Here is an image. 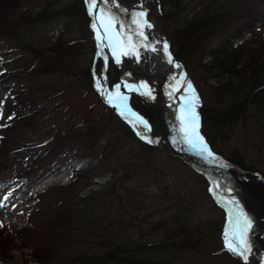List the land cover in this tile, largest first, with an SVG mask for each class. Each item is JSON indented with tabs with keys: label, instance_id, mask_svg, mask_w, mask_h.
<instances>
[{
	"label": "rangeland",
	"instance_id": "obj_1",
	"mask_svg": "<svg viewBox=\"0 0 264 264\" xmlns=\"http://www.w3.org/2000/svg\"><path fill=\"white\" fill-rule=\"evenodd\" d=\"M13 1L17 5L8 3V0H0L1 4L6 3V6L15 5L12 11L16 17L29 15L31 18L28 17L23 24L7 27L11 35L0 37V72L1 70L9 72L18 68H25L28 72L22 76H7L0 84V136L4 139L3 144H0V168L14 169L18 174L20 173L16 178L6 182L8 184L4 188L0 187V246L7 245L10 248L9 253L6 254L9 258L4 259H12L15 264H29L32 252L35 250L40 252L45 246L47 249L49 247V257L53 260L67 262L77 255L85 254L84 248L94 244L93 241L99 242L101 246V242L109 241L111 236L124 246H128L136 238L141 240L138 242L141 245L160 244L164 237L163 233H168L165 231L174 225L171 220V224L167 222L166 229L165 227L158 229V223L177 214L180 217L179 225L182 224L187 229V238L193 236L198 238L199 242L192 251L182 252L178 248L169 247L165 254L166 261L173 264H243L242 258L230 251L226 245V240H230L236 246V239L225 234L227 221L224 210L220 202L213 199L210 188L203 181L204 178L183 164L185 162L178 157V159L168 157V154L159 149L157 150L161 152L145 151L142 145L128 136L124 127L105 108L103 100L107 98L101 89L94 82L90 85L88 78L73 75L92 68L95 48H97L94 35L91 31L90 35L87 33L86 29L90 28L83 18L84 13L89 15L86 0ZM160 1L104 0L103 3L106 14L114 17L119 30L123 25L122 33L125 41L131 36L133 44L139 47L141 65L150 75L152 73L150 49L144 47V42L140 39L143 41L145 39L136 35L137 31L142 30L147 41L158 44L156 34L162 35L171 49L169 39L175 41L173 34L181 29L182 22L191 18L196 11H201L202 6L210 10L216 7L217 12L223 9L236 10L232 3L225 5V8L222 7L225 0H163L162 8L158 7ZM141 11L145 12L144 18L149 24H154L156 29L146 26L138 29L133 20ZM261 12L263 16L256 17L255 26L258 27L263 23L261 25L264 32V6ZM55 13L58 15L55 16ZM237 13L234 12L227 18L229 23L231 21L235 23ZM47 17L50 18L43 20ZM249 40L250 31L244 30L232 41V46ZM98 44L104 46L99 40ZM26 46L37 50L54 46L56 50L51 53L32 54L26 50ZM176 46L178 47L179 43ZM216 46L212 44L204 54L190 55L186 47L177 51L186 65V73L196 92L197 90L199 92H197L200 101L198 132L202 134L203 130L207 135L206 139L203 138L227 165L230 173L234 171L231 174L233 177L238 168L237 175H245L242 178L246 176L253 178L250 173H241L245 170L254 171L264 179V119L262 118L264 101L255 105L250 103L248 105L250 108L245 110L246 115L235 123L228 125L227 118L217 123L219 121L217 116L226 113V110L240 111L235 106L232 108L233 91L227 86V82L231 80L234 85L237 79L235 77L230 79V75L227 74L222 75L218 69L211 72L203 67L210 61V53L216 49ZM177 47L174 46L173 50ZM107 52L104 48L100 49L93 73L94 75L98 73L96 78L105 82L109 90L114 89V93H111L115 96V86L120 85L122 88L120 73L111 63ZM246 53V50L242 52L243 59L246 58ZM29 70L37 72L30 73ZM154 71L160 90L151 79H148L149 82L145 81L146 76L140 75L137 69L133 73L138 83L152 86L151 98L154 100H156L155 94L164 100H168L164 94H179L185 97L183 105L188 108L191 99L189 90L177 72L165 77L160 67L155 68ZM115 80L117 82H114ZM127 83H132L131 79L128 78ZM232 88L236 89V87ZM15 91H22L25 96L20 101H12L11 94ZM138 97L136 91H131L129 107L132 105L137 107L138 104L144 107ZM115 101L117 104L121 103V99L116 96ZM235 104L239 105L240 102L237 101ZM158 105L155 103L153 107L156 108ZM16 106L20 109L16 110ZM205 107L212 110L213 113L209 112L211 118L201 111ZM23 112L33 113L29 126L8 125L7 121L11 117L14 118L13 114L18 116ZM145 112L149 115V120L141 114L137 115L147 122L149 136L159 142L162 132L165 131L164 138L171 142L174 128L172 130V126L169 125L161 131L153 113L148 109ZM169 121L174 123L172 119ZM58 125H64L65 132L70 131L73 125H79L82 129L91 127L90 135L94 140L92 144L95 140L97 142L94 148L98 150L113 148L115 159L116 154L124 156L125 159L120 160L123 166H129L131 162L136 163L137 170L134 175L136 177L124 180L120 171L111 174L107 168H113V161L108 160V166L101 167L98 157L86 156L88 149L85 147L80 150L76 146L68 152L64 151L67 149L64 146L58 148L53 135V130ZM178 138L175 140L177 146L188 147L189 141L185 142L181 138L182 141L180 136ZM60 154L63 155L62 158ZM101 158L103 161L104 158ZM40 172L42 173L39 176H35ZM131 173L134 174V171ZM30 177H34L33 183L25 180ZM76 178L79 180L81 178L82 181L73 184ZM113 181L120 187L112 189ZM122 186L139 189L148 198L141 199L140 204L129 203L125 198L132 199L133 195L119 192ZM61 187L68 188L70 192L58 193L57 190ZM16 188L18 191L11 194ZM250 189L249 187L247 191L249 192ZM256 189L258 188H254ZM111 190L112 194H110ZM164 194H169L170 198L180 201L165 214L162 212L167 206L164 200H160L157 205L154 203L156 196L161 198ZM260 196L261 194L256 195L257 200L256 197L253 200L244 196L245 209L252 216L264 219L262 217L264 192L262 199ZM70 204L74 206L70 208ZM94 207L96 211L94 210L88 218L90 209ZM36 212L37 214L34 215ZM55 213L64 216L66 220L72 218L70 229L65 223H61V219L60 221L58 218L54 219ZM258 229L264 231L262 226H258ZM58 231L60 233L55 234ZM53 235H60L61 242L50 245V242L56 238ZM254 241L256 248L251 253L254 258L251 264H264V236L258 233ZM180 242L176 240L175 243ZM48 244L50 246L46 247ZM193 253L195 257H191ZM227 255L230 259L226 257Z\"/></svg>",
	"mask_w": 264,
	"mask_h": 264
},
{
	"label": "trees",
	"instance_id": "obj_2",
	"mask_svg": "<svg viewBox=\"0 0 264 264\" xmlns=\"http://www.w3.org/2000/svg\"><path fill=\"white\" fill-rule=\"evenodd\" d=\"M162 2L163 0H161L159 3V6L161 8H162V4H161ZM8 3H13L17 5L16 2H14L13 0H8ZM229 3H232L236 7V10H230V9L224 10L223 9V11L217 12L216 7H213L212 8L213 10H210L208 7H203L201 4L202 6L201 11H196L194 15L191 16V18L185 19L182 22L181 29H178L173 34L175 41L172 42V40L169 39V41L171 42V50L173 51L171 52L173 54V57L177 61L182 63L184 68L186 67V65L184 61L181 59V57L177 54V51H179L180 48L186 47L189 50V54L193 55L194 53L204 54L206 50L212 46V44L217 45L216 49H214L210 53L211 55L210 61L207 64H205L203 67L207 68V70L211 72L214 69H218L220 70V73L222 75L227 74V75H230V79L232 77H235L237 79V83L233 85V83L230 80L229 82H227V86L233 91V96L231 98V102L233 104L232 108H234L235 106L237 107V110L240 112H236V111L232 112V110H229L230 111L229 112L226 110V113H223L222 115L219 114L217 116V120H219L217 121V123H219L220 121H224L223 119L227 118L228 120L227 124L235 123L236 121H239L240 119H242L246 115L245 110H248L250 108L248 107L250 103L251 104L253 103L255 105V104H258L264 101V86H263L264 85V82H263L264 81V74H263L264 68L262 70V67H264V64L262 65V63H264V32L262 30L263 25H261L263 23L259 24L258 27L255 26V23H257L256 17L263 16V12H261V9L264 6V0H257V1L256 0H225V4L222 7L225 8V5L227 6ZM15 5L6 6V3L1 4L0 2V37L2 35H11V32L8 28L13 27L14 24H23V21H26L28 17L31 18V16L29 15H22L23 18L21 16L16 17L12 11ZM234 12H238L235 18V23H233L232 21L229 23L227 18L230 17ZM54 15L56 16L58 14L55 13ZM49 18L50 17H47V18H44L43 20L49 19ZM83 18L86 21V25H89L90 19L87 13L83 14ZM260 25L261 27H259ZM86 30H87V33L90 35L91 34L90 30L88 28ZM244 30L250 31V40L242 41L239 45H236L233 47L232 41L238 38L241 32ZM178 43L180 46V47L178 46L179 48L176 46V44ZM174 46L177 47L175 48L176 51L173 50ZM25 48L32 54H42L43 52L51 53L56 50L54 46L49 47L45 50H37L29 46H26ZM244 50L247 51L245 59H243V55H241ZM174 52H176V54ZM254 56H256L255 59H254ZM254 60L256 62H253ZM29 72L34 73L37 71L29 70ZM27 73L28 72L25 70V68L12 69L9 72H5L1 70L0 84L3 82L4 78L7 76H22ZM73 75L78 76V77L88 78L90 85L93 83L91 68H88V70L80 72V73H75ZM96 75H98L97 72H96ZM240 81H241V84H240ZM114 82H117V81L115 80ZM230 83L232 84L230 85ZM243 83L245 84L243 86V89H241ZM109 87H111V85H109ZM232 87H236V89H233ZM234 90L236 91L234 92ZM241 92H244V94H242ZM24 96L25 95L22 91H15L14 93L11 94V99L12 101H20ZM237 101L240 102L239 105L235 104V102ZM138 105H137L138 108L136 106L133 107V105L131 107L134 110H136L139 114L143 115V117H145L147 120H149L150 117L145 112L146 108L141 105L140 106ZM105 108L108 110L111 116L114 117L124 127L128 136L131 139L137 141L140 145H142L145 151L149 152V151L157 150L155 147L142 143L140 140H138L134 136L132 131L129 129V127L120 120V118L117 115V111L115 109L109 108L107 106H105ZM18 109H20V107L16 106V110ZM12 110H13V107H12ZM201 111L202 112L204 111L208 115H209V112L213 113L212 110L206 107ZM13 112L15 113L14 110ZM15 115L13 114L14 118L11 117L8 119L7 121L9 123L8 125H16L18 127H20L21 125H25L27 127L31 124L30 119L32 118L33 113L23 112L22 114L20 113V115L18 116H15ZM208 115H207V118H208ZM262 118L264 119L263 115H262ZM202 120L203 119L201 118V121ZM18 122H21V124H19ZM64 127H65L64 125H61V126L58 125L53 130V135L55 138V142H57L58 148H61L62 146H64L65 148H67L64 151L68 152L70 149L76 148V146H78L80 150H83V147H85V149L86 148L88 149L86 152V156L90 158L98 157L101 162V167L108 166L109 161H113L112 162L113 168L106 167L107 169L110 170L111 174H117L120 171V173L123 175L122 178H124V180H130L131 178L136 177L134 176L136 175L135 171L137 170L136 163L133 164V162H131L129 166L127 165L123 166V163H121L120 160L125 159L124 156H119L118 154H116L117 156L115 159L114 158L115 153L113 151V148L111 150L106 149V148H103V150L101 149L98 150L94 148L97 142L95 140V143L92 144L94 140L93 138H91V135H90V132L92 131L91 127L82 129V127L79 125L78 126L73 125L72 129L66 132L63 131ZM202 128H203V125H202ZM202 134L204 136H207L205 133H203V130H202ZM3 141L4 139L0 136V144H3ZM112 147H115V146H112ZM77 151L80 152L78 149ZM117 153L119 152L117 151ZM119 154L122 155L121 152ZM99 155L104 158L103 161H101L102 158ZM167 156L171 158H175L170 155H167ZM62 157L63 155H61L60 158ZM126 160L128 161L129 159H126ZM104 164H107V165H104ZM133 171H134V174L131 173ZM242 171L243 172L241 173H250L253 176V178L252 177L249 178L247 176L246 178H242V176H245V175H237V173H239L238 168L236 170V175L233 174L234 178L236 179L238 184L243 189L246 198L251 197L254 200V197H256V195L258 196L261 194L260 198L262 199V195L264 192V179L260 178V176L257 175L256 172L254 171H251V172H248L245 170H242ZM42 172L36 173L35 176H39ZM233 172L231 171V173ZM19 174L17 170H14V169L0 168V187H3L6 182L11 180L12 178H16ZM25 180L28 183H33L35 179L34 177H30L29 179H25ZM80 181H82L81 178L80 180L76 178L72 183L75 184ZM203 181L206 183L204 179ZM116 184L117 183L113 181L112 189L114 187H117V188L120 187L118 184L117 185ZM249 187L252 190L250 189L248 192L247 189H249ZM254 188H258V189L254 190ZM63 191L70 192L68 188H64V187H61L57 190L58 193H62ZM118 191L119 192L123 191L124 194L126 193L129 195L130 194L133 195L132 199L125 198L129 203L134 202L135 204L136 202H138V204H140V202H142L141 199H144V197H146V195H144L142 191L139 189L138 190L128 189L127 187L122 186ZM112 193L113 191L111 190L110 194ZM154 195L153 197H155ZM164 195L161 198L156 196L155 197L156 200H154V203L156 205L159 204L160 200H164V203H166L167 206L162 210L163 214H165L169 210V208H173V206H177L178 203H180L179 199L178 200L172 199L170 198L169 194L166 196ZM256 200H257V197H256ZM72 206L74 205L70 204V208H72ZM85 207H87V205ZM96 208L94 207V208H91L90 211L88 210L89 211V214L87 215L88 218L89 216L92 215L91 213H93L94 210L96 211ZM37 212L34 213V215L37 214ZM172 216L170 218H166L165 220L164 219L161 220L157 225L158 229L161 227L163 228L165 227L164 229H166L167 222L170 223L171 220L174 225L172 227L170 226V229L165 231L168 233H163L164 237L160 244L145 246V245L139 244L138 242L141 240L136 238V240L132 241L128 246L127 245L124 246L121 243H117L114 240V238L111 236L109 238L110 242L104 240V242H101V246H100L99 242H94L92 239L93 243L98 244V245L89 244L88 247L84 248L85 251H83V253L85 254L81 256L77 255L73 259L67 260V262L65 261L56 262L51 257H49L50 255H49L48 246L61 242L60 235L54 236L55 234L60 233L58 231L53 235L56 238L50 242V245L48 244L46 246L48 247V249L45 248V246H43L42 251L41 250L40 252L37 250L33 251L31 254L32 259L31 258L30 259H31V262L32 263L34 262L35 264H173V263L166 261L165 259L166 257L165 254L168 251L169 247H171L172 249L178 248V250L182 252L192 251L193 249L196 248L195 245L199 242V239L193 238V236H189L187 238L188 236L187 229L182 224L179 225L178 220L180 219V217H178L177 214H173ZM262 217L264 218V214H262ZM55 218H58V221H60L61 219V223H65V225L69 226L67 227L68 229H70L71 227L70 223H73L72 218L70 220H66L64 219V216L60 215L59 213L54 214V219ZM69 218L70 217H68V219ZM22 230L24 229H21V231ZM172 239L180 240L181 242L176 244L175 243L176 240H172ZM9 251H10V248L7 245L0 246V263H3V264H13L14 263L12 259L11 260L4 259V258H7V259L9 258V256L7 257L6 255L7 253H9ZM221 254H222V249H221ZM191 257H195V254L193 253ZM226 257L229 258L228 255Z\"/></svg>",
	"mask_w": 264,
	"mask_h": 264
},
{
	"label": "water",
	"instance_id": "obj_3",
	"mask_svg": "<svg viewBox=\"0 0 264 264\" xmlns=\"http://www.w3.org/2000/svg\"><path fill=\"white\" fill-rule=\"evenodd\" d=\"M102 0H96L97 3V9L93 12L90 13V20H91V24H90V29L93 32L94 35V39H95V43L97 44V53H96V57L99 56V49H98V39H97V30L99 31L102 39H101V43H104V38L106 36H104V32L105 29L103 27H101V19H99L98 17L101 15V13L99 12L100 9H104V6L102 5ZM88 4V3H87ZM89 6V5H88ZM105 10V9H104ZM96 25V28H93V25ZM116 25V23H115ZM115 30L118 31L117 27L115 26ZM159 41L162 43V45H164L165 39L159 37L158 38ZM108 52V55L111 58V61L113 63V65L116 67V69L118 70L119 67H122V69H125V77H124V81L127 82V78L126 75H129L131 77V86L133 87H138V83L133 75V73L130 70L129 64H128V56H120V60L121 63L120 64H116L115 63V58L113 57V54L111 52V49H109L107 47V45L104 43L103 46ZM166 57L168 58V56L171 54L169 53V50L167 48V52H165ZM135 59L136 62L138 63V59H137V55L135 54ZM172 58V63L177 66L178 71L183 75V77L185 78L187 83H191L188 75L186 74L185 70L183 69L182 65L177 62L176 60H174V58L171 56ZM118 72L120 73V71L118 70ZM120 81L122 84V80H121V73H120ZM95 84L97 85V87L103 91H105L106 94H108V91L104 86H101V83L99 82V80H95ZM126 85H129L128 83H126ZM192 85V84H191ZM128 89V94L124 97H126L125 100V109L127 110V112L131 115V118L133 116L132 111L129 109L128 106V98L131 94V91ZM192 89L193 86H192ZM123 87L121 88V94L123 95ZM141 92H143V90L141 89L140 91H137L143 105L153 113V116L155 118V120L157 122H159L161 131H163L164 129V125L167 122L165 121L163 115H162V111L164 106L160 103H158L159 107L157 106L155 107H151L148 103L147 98L145 97V95H142ZM190 94L192 95V90L190 89ZM196 96V94H195ZM112 99V98H111ZM197 104V100L195 101V106ZM112 106L115 107L120 114L121 119L123 120V122H125L133 131V133L141 140L147 142L148 144L162 150L163 152L178 157L181 160H183L189 167H191L197 174L203 176L205 178V180L210 184V186L213 189L214 192V196L216 201L218 202L220 199L222 202L220 203V206L223 208V210L225 211V213L231 217V219L234 221L233 223L235 225L236 224V218L239 215L240 212H242L245 216H247V218L251 221V228L249 229L247 235L253 236L252 233H250V231H254L256 234H260L264 236V231H262L261 229H258V226H262L264 228V220L263 219H258L254 216H252L251 214H249V212L245 209V197H244V193L242 191V189L240 188V186L237 184V182L234 180V178L231 176L229 169L227 168L226 164L218 157H216L214 154H212V156H209L208 153H204L201 151V148L199 147L198 143L195 146H192V150H187L184 147H179L176 145V143L174 142V137L172 135V140L171 142H169L167 139L164 140V131L161 134V139L159 142L154 141L153 138H151L149 136V133L147 130L143 129V127H140L141 132H139L140 134H138V131L133 127V125L135 124L134 119L132 118L130 121L127 120L125 113L124 115H121V112L123 111V109L115 104L112 103ZM161 108V109H160ZM196 110H197V106H196ZM124 112V111H123ZM195 114L197 115V112L195 111ZM198 116V115H197ZM187 117L188 115H186V128L185 130H183V133H186L187 130L189 129V125H188V121H187ZM160 122L162 123V125L160 124ZM187 136V135H186ZM193 145V144H192ZM193 156L197 157L196 159L193 158ZM199 161L202 162H207L208 165L212 166L213 171L209 170L203 166H201L199 164ZM235 202V207L233 206V203L231 202ZM243 226V220L241 219V227ZM243 263L245 264H250L248 263L246 260H242Z\"/></svg>",
	"mask_w": 264,
	"mask_h": 264
},
{
	"label": "snow or ice",
	"instance_id": "obj_4",
	"mask_svg": "<svg viewBox=\"0 0 264 264\" xmlns=\"http://www.w3.org/2000/svg\"><path fill=\"white\" fill-rule=\"evenodd\" d=\"M86 3H88L89 5L88 11L90 13H93L97 9L96 0H86ZM99 12L101 13V15L98 18L101 19L102 21L101 27L105 29L104 36L108 38V41H109L108 47L111 49L113 57L115 58V63L120 64L121 63L120 56L121 55L127 56V55L132 54L133 50L137 46L133 44L131 36H128L127 41H125L122 35L123 25L120 26L121 27L120 31L115 30V19L113 16L106 14L104 9H100ZM144 17H145V12L141 11L137 14V17L133 20V23L137 25L138 29H143L145 26L149 28L151 27V24H149ZM96 27L97 26L94 24L93 28H96ZM136 35H138L139 37H143L145 40L147 39V37L145 36L142 30L137 31ZM97 39L98 40L102 39L98 30H97ZM144 47H148V45H144ZM167 48H168V45L165 43L163 45V50L167 52ZM151 50L156 51L157 49L152 48ZM138 58L139 56L137 54V59ZM168 62L172 63V58L170 55L168 56ZM180 79L184 80L185 78L181 77ZM126 86L129 88L130 91H140L141 89H143L144 91L141 92L142 95H146L149 97L152 96V92L148 84H140L138 87H135V88L132 87L131 85H126ZM115 87H116V97H118L121 100H126V97H124L120 93V85H116ZM186 87L192 90L191 99H190V102L188 104V109H187L189 113L187 117V121L189 125V130H187L189 143L193 144V146L199 143L201 146V151L207 152L209 156H212V153L208 151L207 149V145L204 144L203 142V137L199 136V133H198L199 118L195 114V111H194L195 101L197 100V97L195 96V90L192 89L191 83H187ZM118 106L119 105H117V107ZM121 115H124L123 111L121 112ZM136 119L140 124L144 125L145 128L148 127L147 122L143 120L141 117L137 116ZM182 123H184L183 119H182ZM138 134L140 133L138 132ZM231 203H233V206L235 207V202H231ZM241 219L243 220L242 227H241ZM236 224H237V230H238L237 235L239 236V245L235 246L230 240H226V245L228 249L232 251L233 253H235L236 255H243L244 252L241 251V249H243L244 251L248 250L246 234L251 228V221L247 218V216H245L242 212H240L236 218ZM244 259L247 260V256H244Z\"/></svg>",
	"mask_w": 264,
	"mask_h": 264
},
{
	"label": "bare ground",
	"instance_id": "obj_5",
	"mask_svg": "<svg viewBox=\"0 0 264 264\" xmlns=\"http://www.w3.org/2000/svg\"><path fill=\"white\" fill-rule=\"evenodd\" d=\"M102 5L103 6H105L103 3H104V0H102ZM106 12V11H105ZM118 31H120L119 29H118ZM122 35H123V38H124V34L122 33ZM101 41V40H100ZM140 41H142V42H144L143 44L144 45H148V49H150V53H149V55H151L152 56V66H151V68H152V73H151V75L149 74V73H147L144 69H143V67H142V65H141V59H140V54L138 53V49H139V47H136L134 50H133V52L134 53H136V55L138 54V56H139V58H138V60L140 61L139 62V67H140V69H141V74L142 75H145V76H150V77H152L153 78V81H156V78H157V76H156V73H155V68H158V67H160L161 68V70H162V72H163V76H165V77H169V76H171L172 75V73H175L174 72V66H173V64L172 63H169L168 62V59L163 55V52H162V50H163V48L160 46V44H158V43H154V42H151V41H147V40H144L143 41V39H140ZM106 45H107V47H108V44H109V41H108V38L107 37H105L104 38V41H103ZM101 43V42H100ZM104 43H101V44H104ZM142 47V46H141ZM109 48V47H108ZM152 48H155V49H157L156 51H152L151 49ZM129 63H130V65L132 64V68H133V70H134V72L136 71V65H135V63H133L131 60H129ZM119 71H120V73H121V80H122V85H123V87H124V91H123V96H126L127 94H128V90L126 89V81H124V77H125V69H122V67H119ZM145 81H148L149 82V80H148V78L146 77V80ZM158 82V81H157ZM159 83V82H158ZM150 87H152L151 85H149ZM143 90V89H142ZM144 91V90H143ZM145 97L148 99V97L145 95ZM179 97H181V95L179 96V94L177 95V94H175V95H171V98H170V100L168 101V100H165L164 101V99L163 98H157L156 97V100H154V102L152 103V105L154 104L155 105V103H160V104H162L163 106H164V108H163V111L161 112L162 114H163V117H164V119H165V121L167 122L166 124H163L164 125V127L166 126V128H168V126L169 125H172L173 126V124L169 121V119H172L173 121H175V110H174V106H172L173 107V109L171 108V110L169 111V106H170V104H172V100L174 99V98H179ZM123 111H124V113H125V116H126V118H127V120H131L132 118H131V115L127 112V110L125 109V108H123ZM160 124L162 125V123L160 122ZM173 137H174V135H173ZM179 137V135H177L176 136V138L177 139H179L178 138ZM176 138H175V140H176ZM181 139V138H180ZM164 140H165V138H164ZM166 141V140H165ZM183 141V140H182ZM189 143V142H188ZM193 158H197L196 156L194 157L193 156ZM199 164L201 165V166H203V167H205V168H207V169H209V170H212L213 171V168H212V166H210V165H208L207 164V162L205 161V162H202V161H199ZM219 200V202L221 203L222 201L220 200V199H218ZM234 221L230 218L229 219V221H228V223H227V229H226V233H227V236H232V237H234L235 239H236V235H237V225H235L234 223H233ZM250 233H252L253 234V236H250V235H246V240H247V248H248V250L247 251H243V249H241V251H243L244 252V254L242 255V259H244V256H247V262H251L252 263V261H254L253 259V256L251 255V253L253 252V250H255V247H256V244H255V241H254V237L256 236L255 234V232L254 231H250ZM255 235V236H254ZM238 236V235H237ZM238 240H239V236H238ZM254 254H255V252H254ZM257 254V253H256ZM259 254V253H258ZM245 260V259H244Z\"/></svg>",
	"mask_w": 264,
	"mask_h": 264
}]
</instances>
